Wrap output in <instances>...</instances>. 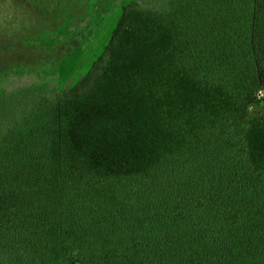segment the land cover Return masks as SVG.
Returning <instances> with one entry per match:
<instances>
[{
    "label": "trees",
    "instance_id": "trees-1",
    "mask_svg": "<svg viewBox=\"0 0 264 264\" xmlns=\"http://www.w3.org/2000/svg\"><path fill=\"white\" fill-rule=\"evenodd\" d=\"M67 17L0 47V264H264V0Z\"/></svg>",
    "mask_w": 264,
    "mask_h": 264
},
{
    "label": "rangeland",
    "instance_id": "rangeland-1",
    "mask_svg": "<svg viewBox=\"0 0 264 264\" xmlns=\"http://www.w3.org/2000/svg\"><path fill=\"white\" fill-rule=\"evenodd\" d=\"M81 4L83 6V3ZM70 8L71 0H63L62 3H57V0H52V2L51 0H0V47L10 52L14 40L19 42L22 49L20 51L27 56L26 59L31 58L34 68L41 66V70L46 72L53 66V60H50L51 62L36 60L31 53L28 54L25 50H30L37 36H46V34H52L53 31L55 33L62 28L63 26H59L54 30L56 16L59 14L63 19H66ZM55 63L59 68V63ZM26 65L23 63V68H28ZM64 69L62 68L61 72H65ZM35 79L36 73L33 71H28L20 76H12L8 83L9 88L28 84Z\"/></svg>",
    "mask_w": 264,
    "mask_h": 264
}]
</instances>
